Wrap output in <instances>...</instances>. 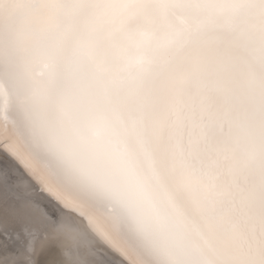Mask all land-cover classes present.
Returning a JSON list of instances; mask_svg holds the SVG:
<instances>
[{"label": "snow or ice", "instance_id": "1", "mask_svg": "<svg viewBox=\"0 0 264 264\" xmlns=\"http://www.w3.org/2000/svg\"><path fill=\"white\" fill-rule=\"evenodd\" d=\"M0 152L129 264H264V0H0Z\"/></svg>", "mask_w": 264, "mask_h": 264}, {"label": "bare ground", "instance_id": "2", "mask_svg": "<svg viewBox=\"0 0 264 264\" xmlns=\"http://www.w3.org/2000/svg\"><path fill=\"white\" fill-rule=\"evenodd\" d=\"M15 162L0 152V166ZM48 211L60 214L61 224H48ZM47 225V226H46ZM27 237V245H18ZM71 253V255L69 254ZM0 264H129L122 254L98 237L74 208L54 207L46 196L13 206L0 187Z\"/></svg>", "mask_w": 264, "mask_h": 264}, {"label": "rangeland", "instance_id": "3", "mask_svg": "<svg viewBox=\"0 0 264 264\" xmlns=\"http://www.w3.org/2000/svg\"><path fill=\"white\" fill-rule=\"evenodd\" d=\"M17 239H18V242H19L18 245H21V246H22V245H27V243H26V242H27V241H26V240H27V237L23 238V237H19V236H17ZM22 247H23V246H22Z\"/></svg>", "mask_w": 264, "mask_h": 264}]
</instances>
